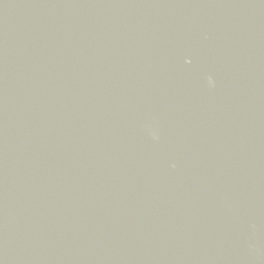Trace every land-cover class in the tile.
Returning a JSON list of instances; mask_svg holds the SVG:
<instances>
[{
    "label": "water",
    "instance_id": "1",
    "mask_svg": "<svg viewBox=\"0 0 264 264\" xmlns=\"http://www.w3.org/2000/svg\"><path fill=\"white\" fill-rule=\"evenodd\" d=\"M0 264H264V0H0Z\"/></svg>",
    "mask_w": 264,
    "mask_h": 264
}]
</instances>
